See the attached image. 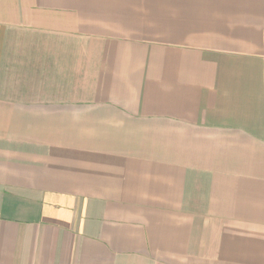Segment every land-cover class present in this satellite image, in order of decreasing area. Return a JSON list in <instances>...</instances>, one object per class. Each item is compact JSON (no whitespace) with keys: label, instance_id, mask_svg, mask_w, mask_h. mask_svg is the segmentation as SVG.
Masks as SVG:
<instances>
[{"label":"crops","instance_id":"1","mask_svg":"<svg viewBox=\"0 0 264 264\" xmlns=\"http://www.w3.org/2000/svg\"><path fill=\"white\" fill-rule=\"evenodd\" d=\"M0 264H264V0H0Z\"/></svg>","mask_w":264,"mask_h":264}]
</instances>
